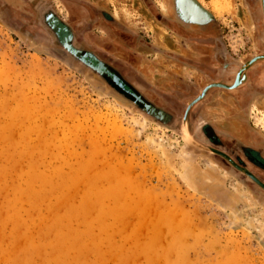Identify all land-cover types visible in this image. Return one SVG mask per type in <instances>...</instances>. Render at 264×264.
<instances>
[{
  "label": "rangeland",
  "instance_id": "374dc122",
  "mask_svg": "<svg viewBox=\"0 0 264 264\" xmlns=\"http://www.w3.org/2000/svg\"><path fill=\"white\" fill-rule=\"evenodd\" d=\"M48 1L73 25L79 39L108 52L115 61L126 62L145 93H172L180 88L178 82L193 78L194 68L174 58L178 49L164 40L166 27L156 19L157 12H164L160 9L164 4L168 8L170 5L173 13V0ZM196 1L212 14L216 36L229 55L243 59L257 50L253 39L256 33L239 11L237 2L241 4L242 0H229V9L220 14L214 10V0ZM74 2L81 13L69 8ZM86 5L106 11L129 33H139L144 44L130 46L124 52L99 11L91 13L93 22L85 29ZM175 38L180 41L177 45L188 46L184 38ZM36 54L38 60L33 58ZM203 75L207 73L203 71ZM258 95L264 101V92ZM229 96L226 91L215 93L194 116L207 120L231 146L236 140H244L248 127L264 137V104L251 106L242 114ZM134 104L114 88H106L103 78L70 54L51 30L39 28L33 0H0V264H166L158 255L162 249L168 250V261L174 264H228L231 257L240 264H264V192L255 189L241 171L215 159L208 149L211 147L192 137L186 122L183 127L181 123L180 130L163 120L159 124L153 115L146 118L140 110H133ZM21 110L26 114L21 116ZM193 133L201 136L195 126ZM88 161L95 169L123 167V172H131L137 192L127 191L119 200L121 206L131 203L127 194L137 201L139 193L150 194L156 207L147 210L146 216L140 215V210H128L118 223L107 216V232L103 231L96 221L98 206L85 202L83 182L62 184V178H74L81 164ZM31 163L37 166L33 165L34 171L30 170ZM210 163L215 170L209 169ZM199 169L210 173L211 179L199 181L195 175ZM30 173L38 178L35 175L34 180L29 179ZM43 175L49 176L47 183ZM102 182L101 186L111 184L108 179ZM70 208L81 215L73 211L77 214L73 216ZM54 210L58 214L54 215ZM161 212L173 215L170 217L184 237L173 248L175 231L169 224H159V238L150 258L145 250V256L142 254L141 247L148 242L149 227ZM54 216L62 218L68 234L82 233L78 242L90 236L92 247L67 250L62 244L55 249L59 246L53 243L57 237L56 224L52 228ZM55 252L77 260L72 262L70 258L69 262L67 256L64 259ZM54 254L63 260L56 261ZM52 256L54 259H50ZM65 260L67 263H63Z\"/></svg>",
  "mask_w": 264,
  "mask_h": 264
},
{
  "label": "flooded vegetation",
  "instance_id": "af4514ba",
  "mask_svg": "<svg viewBox=\"0 0 264 264\" xmlns=\"http://www.w3.org/2000/svg\"><path fill=\"white\" fill-rule=\"evenodd\" d=\"M188 1L173 0L171 6L173 13L170 12V5L168 8L165 4V7H160L164 12L161 14L157 12L159 13L157 18L153 11L150 13L166 27L164 29L166 34H163L164 40L170 44L173 43L175 48L177 47L178 50L174 51V58L191 68L193 67L195 74L192 75L193 78L185 77V80L178 82L180 88L176 86L177 88L172 93L147 94L141 90L133 76L134 72L126 62L115 61L108 52L93 47L86 40L79 39L73 25L59 15L52 2L33 0L36 6V22L39 28L46 29V31L51 30L55 40L63 47H65L64 43H67L78 49L80 53L85 54L87 58L95 57L101 61L104 70L102 71L103 77L117 91L134 100V97L130 96L127 91L131 88L144 102L162 113L161 120L179 130L181 123L183 122V127L184 122H186L192 137L212 149L222 152L211 150L210 152L215 159L222 164H229L234 171H241L243 177L250 181L255 189L264 192V137L261 132L248 127L244 140H236L239 142L235 141V146H231L232 144L224 142V138L214 130L207 120L197 118V115L194 116L196 111L203 108L205 100L222 91H226L230 95L229 100L233 101L242 114L244 111L250 110L251 106L256 107L258 103L264 104V101L258 99V94L264 92V13L262 0H242L241 4L237 2L238 5H241L238 7L242 13L243 21L256 33L253 39L257 50L243 59H235L229 55L228 50L220 43L213 27L212 14L204 8L205 15H195L187 5ZM69 8L75 13L82 12L75 2L69 4ZM98 11L106 20L111 32L118 37L117 46L122 48L124 52L131 48L130 46L144 44L145 41L139 33H129L124 24L109 18L106 11L98 8L95 10L87 5L83 12L86 21L85 29L93 22L90 18L91 13ZM190 26L192 28H189ZM175 37L184 38L187 41L186 46H188L184 48L180 44L177 45L176 42L180 41H176ZM203 39L206 40L205 44H202ZM150 47L153 48L154 45L151 44ZM70 54L72 53L70 52ZM166 54L170 55L167 52ZM203 71L204 74L207 73L206 76L203 75ZM131 72L133 73L131 74ZM181 99L183 100L180 103L179 100ZM135 103L143 107L140 101L136 100ZM193 116L197 120L195 123L192 121ZM194 126L199 129L202 137L193 133ZM224 154L238 166L252 173L261 184L232 164Z\"/></svg>",
  "mask_w": 264,
  "mask_h": 264
},
{
  "label": "bare ground",
  "instance_id": "6f19581e",
  "mask_svg": "<svg viewBox=\"0 0 264 264\" xmlns=\"http://www.w3.org/2000/svg\"><path fill=\"white\" fill-rule=\"evenodd\" d=\"M187 5L191 8V10H192V12L195 14V15H200V14H202V15H205L206 14V12H205V9L196 1V0H189L188 2H187ZM229 6H230V3H229V0H224V1H221V0H214V10H215V12L217 13V14H220V13H222L223 11H226V10H228L229 9ZM226 13V12H225ZM33 58L34 59H36V60H38L40 57L39 56H37V54L36 55H33ZM220 84V83H219ZM235 87V86H234ZM1 110V109H0ZM26 114V112L25 111H23V110H21L20 111V115L22 116V115H25ZM20 116V117H21ZM137 119H139L140 120V117H137ZM13 129V128H12ZM16 129V128H15ZM16 131V130H15ZM13 134V133H12ZM42 140V139H41ZM46 140V139H45ZM82 140V139H81ZM43 145H44V143H43ZM46 147V146H45ZM36 148H37V146H36ZM33 149H34V147H33ZM92 149V148H91ZM107 153V152H106ZM28 155H29V153H28ZM95 155V154H94ZM32 157V156H31ZM30 157V158H31ZM94 156H92L91 158V160H93V161H95L94 160V158H93ZM99 157V156H98ZM21 158V157H20ZM28 159V158H27ZM25 160H26V158H25ZM34 160V159H33ZM85 160V159H84ZM90 160V161H91ZM30 161V160H29ZM83 161V160H82ZM90 161H88V162H84V163H82L81 164V167H79L80 168V173H78V175H76L75 174V177L74 178H70V179H67V180H64L63 181V178H62V182H64V183H62L60 180V184L62 183V184H68V185H70V183L71 184H78V182L80 183V182H83V184L85 185L84 186V196H85V202H87L89 205H91V204H95V207L96 206H98V211H99V213H98V215H97V220L96 221H99L100 222V224L102 225V228L101 229H103V231H105V232H107V227L104 225L105 224V221H106V218L105 217H109V216H111V217H109V218H113V220L112 221H114V223H118V222H122L124 219H122L123 218V216H124V214H126V212H128V210H136V211H138V210H140V215H144V216H146V212H147V210H151L152 208H153V206H155L156 207V205H154V201H152V199H151V197H150V194H144V195H140L139 193H138V199H137V201H134V200H132V199H130V198H133L132 196H131V193L128 195L127 194V196H126V199H127V197L129 196L130 198L128 199V200H130V202L131 203H126L124 206H121V204L119 203V200L121 199V197L123 198V197H125V193H127V191H129L130 190V192H137L136 191V187H134L133 186V184H134V180H133V178H132V174H131V172L129 171V170H126V169H124V170H126L125 172H123L122 171V169H123V167H121V168H119V170H117L116 168H114V170H109V171H104V170H99V169H95L94 167H93V165L91 164V163H89ZM32 162V161H31ZM92 162V161H91ZM112 162V161H111ZM32 164V163H31ZM38 164V163H37ZM133 164V163H132ZM33 165H34V163L32 164V165H30L29 167H30V170L31 171H34L35 169H34V167H33ZM25 166V165H24ZM35 166V165H34ZM99 166V165H98ZM195 166V165H194ZM208 167H209V169H211V170H215V166L214 165H212L211 163L209 164V165H207ZM35 167H37V166H35ZM78 168V167H77ZM29 169V168H28ZM34 169V170H33ZM37 169V168H36ZM120 169H121V171H120ZM197 169V168H196ZM1 170V169H0ZM194 170V169H193ZM195 171V170H194ZM28 172V171H27ZM36 173H37V171H36ZM196 174L195 175H197L196 176V178H198V180L199 181H201V182H205V181H208V180H210L211 178L208 176V174H210V173H208V172H206V171H200V169H199V171L197 170L196 172H195ZM29 175V179H31V178H33V180H34V176L36 175L35 173L34 174H32V173H30V174H28ZM37 175H39V172H38V174ZM37 175H36V179L38 178L37 177ZM195 175H194V177H195ZM44 176V175H43ZM57 176V175H56ZM79 176V177H78ZM47 177H49V176H47ZM47 177H45L44 176V182L45 183H47L48 181H47ZM65 178V177H64ZM59 179H60V177H59ZM106 179H108L109 181H110V185L109 186H101L100 185V183L103 181V180H106ZM28 180V179H27ZM32 180V181H33ZM50 180H52V176H51V178H50ZM55 180V179H54ZM102 180V181H101ZM29 181V180H28ZM31 180H30V184H29V186L31 185V182H32ZM99 181H101V182H99ZM55 182V181H54ZM97 182H99V184H97ZM103 183V182H102ZM27 184V183H26ZM81 184V183H80ZM80 184H78V185H80ZM106 184V183H105ZM64 185H62L63 187H64ZM81 186H83V185H81ZM62 187V188H63ZM67 187V186H66ZM73 187V186H72ZM52 188V187H51ZM65 188V187H64ZM71 188V187H70ZM35 191V190H34ZM45 191V190H44ZM44 191H43V193H44ZM81 193H82V191H81ZM49 194V193H48ZM60 194V193H59ZM64 194V193H63ZM35 195V194H34ZM37 195V194H36ZM71 195V194H70ZM140 195V196H139ZM84 196H83V198H84ZM137 196H135V198L137 197ZM37 197H39V196H37ZM33 198V197H32ZM158 199V198H157ZM36 200V199H35ZM109 200H112L113 201V205L111 204V205H109ZM32 201H34V200H32ZM107 201H108V204H107ZM121 201V200H120ZM83 202V201H82ZM31 203V202H30ZM59 203V202H58ZM64 203V202H63ZM62 203V204H63ZM156 203V202H155ZM160 203H158V205H159ZM57 205V204H56ZM55 205V206H56ZM61 205V204H60ZM59 205V206H60ZM86 206H87V204H86ZM63 207H64V205H63ZM62 207V208H63ZM161 207V206H160ZM159 207V208H160ZM54 208V207H53ZM60 209V208H59ZM81 209H83V208H81ZM81 209H80V211H81ZM58 210V209H57ZM70 211H69V213L71 214V211H72V213H73V216L76 214H74V212L76 211L77 212V209H75L74 208V210L73 209H69ZM85 210V209H84ZM127 210V211H126ZM74 211V212H73ZM78 211H79V209H78ZM162 211V210H161ZM151 212V211H150ZM160 212V211H159ZM54 215H55V213L56 214H58L57 212H55V210H54ZM78 213V212H77ZM80 213H82V212H80ZM134 213V212H133ZM150 214V213H149ZM77 215V214H76ZM78 215H81V214H79L78 213ZM170 215H172V214H170ZM170 215L168 214V213H163V212H161V213H158V216H157V218H156V222L155 223H152L151 224V226L149 227L150 228V234L148 235V236H150L149 237V239L148 238H146V239H148V242H146V244L145 245H143L141 248H142V250H143V255H144V250L146 251L145 253H146V255H149L148 257H150V258H153L152 257V253L153 252H151V251H154L155 250V246H154V242H156L157 240L156 239H158L159 237H157V233H158V230H157V226L159 225V224H161L160 226H162V224H169V226H172L171 228L172 229H170V230H173V231H175V234H174V240H173V248L174 247H176L175 246V244H177V243H179V242H181V240L183 241V235L181 236V233H183V232H179L178 230V226H176V224L175 223H173V220H172V218L170 217ZM67 217L69 216V214H67L66 215ZM71 216V215H70ZM173 216V215H172ZM87 217V216H86ZM107 217V218H108ZM175 217V216H174ZM69 218V217H68ZM67 218V219H68ZM75 218V217H74ZM143 218V217H142ZM53 219V221H52V223H53V227L52 228H55V225L54 224H56V231H57V237L53 240V243L54 244H56L57 243V245L59 246L58 248H56V246L54 247L55 249H59L60 247H61V245L62 246H64L65 248H67V250H69L70 248L72 249V248H74V247H76V248H78L79 250H80V248H83V247H86V249H88V248H91L92 247V245H91V242H92V239L90 238V236H85V237H83V238H85V241H83L82 239H80L81 241L80 242H78L77 241V237L78 236H80L81 234L79 233L77 236L76 235H74L73 233L74 232H72V235H71V233H67V232H65V229H67V227L65 228L64 227V225H63V221H62V218H60L59 216L58 217H55L54 216V218H52ZM87 219V218H86ZM86 219L84 220V218L82 219V221L84 220L85 222H88V221H86ZM16 220V219H15ZM145 220V219H144ZM143 220V221H144ZM83 221V222H84ZM107 222V221H106ZM108 222H110V221H108ZM145 223H146V220L144 221ZM89 223V222H88ZM92 222L90 221V223L89 224H91ZM111 223V222H110ZM145 223H144V225H145ZM18 224V223H17ZM20 224V223H19ZM50 224H51V222H50ZM89 224H86L85 223V225H88V226H90ZM123 224H124V222H123ZM147 224V223H146ZM175 224V225H174ZM92 225V224H91ZM94 225V224H93ZM97 225V224H96ZM106 225H108L107 223H106ZM119 225V224H118ZM120 225H121V223H120ZM129 225H130V223H129ZM128 225V226H129ZM116 225H114V227H115ZM50 227V226H49ZM91 227V226H90ZM90 227H88V228H90ZM65 228V229H64ZM69 228V227H68ZM86 228V227H85ZM120 228V227H119ZM148 228V227H147ZM127 229V228H126ZM70 230H71V228H70ZM143 230H145V229H143ZM142 230V231H143ZM72 231V230H71ZM75 231V230H74ZM102 231V230H101ZM172 231V232H173ZM88 232V231H87ZM111 232V231H110ZM109 232V233H110ZM144 232V231H143ZM46 233V232H45ZM76 233H78V231L76 232L75 231V234ZM112 233V232H111ZM105 234H107V233H105ZM163 234V233H162ZM84 235H85V233H84ZM84 235H82V236H84ZM104 235V234H103ZM111 235V234H110ZM158 236H159V234H158ZM145 237V236H144ZM161 237H162V235H161ZM81 238V237H80ZM98 239V238H97ZM110 239V238H109ZM156 240V241H155ZM160 240V239H159ZM147 241V240H146ZM168 241V240H167ZM142 242V241H141ZM53 243L51 242L50 244H52L53 245ZM137 243V242H136ZM145 243V242H144ZM99 244V243H98ZM26 245V244H25ZM40 245V244H39ZM38 245V246H39ZM51 245V246H52ZM109 245V244H108ZM154 246L153 247V249H150V251L148 250V248H150L151 246ZM167 245V244H166ZM187 245V244H186ZM185 245V246H186ZM111 246V245H110ZM133 246V245H132ZM135 246H136V244H135ZM141 245H139V247H140ZM157 246V245H156ZM160 247H162V246H160ZM169 247V246H168ZM9 248V247H8ZM54 248H52V249H54ZM64 248V249H65ZM182 248V246H180V249ZM63 249V248H62ZM64 249H63V251L62 250H60V251H62L63 253H64ZM93 249V248H92ZM159 248H157V250H158ZM161 249V248H160ZM176 249V248H175ZM73 250V249H72ZM81 250H84V249H81ZM94 250V249H93ZM106 250V249H105ZM119 250V249H118ZM157 250L155 251V252H157ZM179 250V249H178ZM7 251V250H6ZM5 251V252H6ZM53 251V250H52ZM111 251H112V249H111ZM125 251V250H124ZM168 250L166 249H162L161 250V252L160 251H158V255H160V257L162 256L164 259V261L166 262V264H174V263H169V261L168 260H170L169 259V252H167ZM58 252H59V250H58ZM58 252H57V254H56V252H55V254L58 256V257H60L59 255H61L62 256V254H59L58 255ZM62 252H60V253H62ZM122 252V251H121ZM179 252V251H178ZM9 253V252H8ZM98 253V252H97ZM182 253V252H181ZM181 253H180V255H181ZM55 254H54V257H56L55 256ZM67 254V253H66ZM123 254V253H122ZM126 254V253H125ZM132 254V253H131ZM52 255V254H51ZM100 255H102V254H100ZM115 255V254H114ZM63 256H64V254H63ZM62 256V257H63ZM66 256H67V258H66ZM145 256V255H144ZM54 257L52 256V258H50V259H54ZM69 257V255L67 254V255H65L64 256V259L66 258L67 260H69L70 258H68ZM75 257V256H74ZM73 257V258H74ZM147 257V256H146ZM147 257V258H148ZM181 257V256H180ZM185 257H186V255H185ZM185 257H184V259H185ZM57 258V257H56ZM125 258V257H124ZM74 259H76V258H74ZM73 259V260H74ZM184 259H180V261L182 260H184ZM56 261H58V260H60V258H57V259H55ZM61 260H63V258L61 259ZM60 260V261H61ZM71 260H72V258H71ZM71 260H69V262L71 261ZM73 260H72V262H73ZM77 260V259H76ZM76 260H74V261H76ZM148 260H150L149 258L147 259V261ZM53 261V260H52ZM171 261V260H170ZM176 261V260H175ZM174 261V262H175ZM149 262V261H148ZM151 262V261H150ZM184 262V261H183ZM63 263H67L66 262V260L65 261H63ZM76 263V262H75ZM180 263V262H179ZM55 264V263H54ZM60 264V263H59ZM122 264V263H121ZM147 264V263H146ZM149 264V263H148ZM158 264V263H157ZM162 264V263H161ZM228 264H240V262H239V260H237V258H230L229 259V263Z\"/></svg>",
  "mask_w": 264,
  "mask_h": 264
},
{
  "label": "water",
  "instance_id": "95a60500",
  "mask_svg": "<svg viewBox=\"0 0 264 264\" xmlns=\"http://www.w3.org/2000/svg\"><path fill=\"white\" fill-rule=\"evenodd\" d=\"M262 4H263V13H264V0H262ZM64 46L66 47L67 50H69L76 58H78L81 62H84L89 68H91L92 70H94L96 72V76H100L103 78L104 80V84L106 86V88H114V86H112L108 80L106 78L103 77L102 75V71L103 67L101 64V61L97 60L95 57H89L87 58L85 54L80 53V51L74 47H71L69 44L64 43ZM109 75H111L110 73H108ZM115 89V88H114ZM116 90V89H115ZM128 93L130 94V96L134 97V102H136V100L140 101L143 104V107L134 104L132 109L133 110H140L141 112L144 113V115L146 116V118H148L147 114H151L154 117H156V120L159 124H161L162 121H160L161 117H162V113L156 109H154L150 104L144 102L138 94H136L131 88L127 89ZM191 142L194 144H198L196 143L193 138L191 137ZM212 151H217L214 150L212 148H208ZM219 152V151H217ZM222 153V152H219ZM225 155V154H224ZM227 157V159L234 164L236 167H238L240 170H242L243 172H245L246 174L250 175L254 180H256L257 182H259L261 184V182L258 180V178H256L252 173H250L249 171L241 168L240 166H238L234 161H232L227 155H225ZM264 186V185H263Z\"/></svg>",
  "mask_w": 264,
  "mask_h": 264
}]
</instances>
